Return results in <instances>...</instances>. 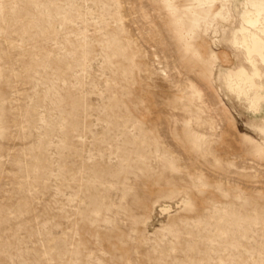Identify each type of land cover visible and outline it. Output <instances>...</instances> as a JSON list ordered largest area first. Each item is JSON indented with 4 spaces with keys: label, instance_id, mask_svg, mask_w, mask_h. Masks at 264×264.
<instances>
[{
    "label": "rangeland",
    "instance_id": "rangeland-1",
    "mask_svg": "<svg viewBox=\"0 0 264 264\" xmlns=\"http://www.w3.org/2000/svg\"><path fill=\"white\" fill-rule=\"evenodd\" d=\"M245 2L0 0V264H264Z\"/></svg>",
    "mask_w": 264,
    "mask_h": 264
},
{
    "label": "bare ground",
    "instance_id": "bare-ground-1",
    "mask_svg": "<svg viewBox=\"0 0 264 264\" xmlns=\"http://www.w3.org/2000/svg\"><path fill=\"white\" fill-rule=\"evenodd\" d=\"M234 44L244 51L251 71L245 66L229 70L227 83L231 90L249 100L252 110L258 111L264 100V88L257 82L262 75L260 63L264 64V0H246L241 25L234 32Z\"/></svg>",
    "mask_w": 264,
    "mask_h": 264
}]
</instances>
